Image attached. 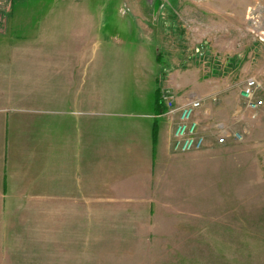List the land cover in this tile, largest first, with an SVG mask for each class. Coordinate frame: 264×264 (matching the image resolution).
<instances>
[{
	"label": "rangeland",
	"instance_id": "1",
	"mask_svg": "<svg viewBox=\"0 0 264 264\" xmlns=\"http://www.w3.org/2000/svg\"><path fill=\"white\" fill-rule=\"evenodd\" d=\"M0 33L42 34L133 108L167 88L178 103L199 95L215 161L187 224L0 227V264H264V0H0ZM249 77L255 117L240 94ZM216 123L242 137L218 144Z\"/></svg>",
	"mask_w": 264,
	"mask_h": 264
},
{
	"label": "crops",
	"instance_id": "2",
	"mask_svg": "<svg viewBox=\"0 0 264 264\" xmlns=\"http://www.w3.org/2000/svg\"><path fill=\"white\" fill-rule=\"evenodd\" d=\"M38 36L0 33V227L187 224L211 179L210 139L174 152L160 93L133 108L115 95L122 86L101 89L98 68L75 66L68 49Z\"/></svg>",
	"mask_w": 264,
	"mask_h": 264
},
{
	"label": "built area",
	"instance_id": "3",
	"mask_svg": "<svg viewBox=\"0 0 264 264\" xmlns=\"http://www.w3.org/2000/svg\"><path fill=\"white\" fill-rule=\"evenodd\" d=\"M260 82L255 77L246 79L240 90L242 99L246 102L251 116L255 117L263 101L255 97V92L260 88ZM161 103L164 113L173 117L172 149L174 152H188L202 150L207 143V137L201 130L198 112L203 108V98L199 95L187 97L182 103L176 101L175 92L171 88L163 89L161 92ZM216 142L226 143L228 137L240 139L242 134L230 132L222 123H216Z\"/></svg>",
	"mask_w": 264,
	"mask_h": 264
}]
</instances>
